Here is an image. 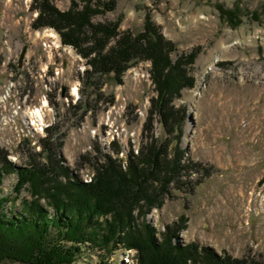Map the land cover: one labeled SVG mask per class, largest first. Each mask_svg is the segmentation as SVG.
<instances>
[{"label": "rangeland", "instance_id": "rangeland-1", "mask_svg": "<svg viewBox=\"0 0 264 264\" xmlns=\"http://www.w3.org/2000/svg\"><path fill=\"white\" fill-rule=\"evenodd\" d=\"M101 1L113 8L94 15V25L116 21L120 32L137 35L152 24L162 37L164 54L176 61L170 73L185 70L182 96L173 103L186 107L180 147L184 160L196 165L194 188L175 190L162 207L150 208L146 220L158 231L154 235L161 240L160 232L184 216L180 242L196 241L219 254L261 263L264 0ZM50 2L65 11L73 0ZM40 11V0H0V151L16 166L26 165L40 158L47 128L57 127L55 136L63 145L54 148L80 178L91 182L92 161L105 152L114 155L113 141L119 142L124 157L130 148L138 152L152 136L165 138L156 114L152 136L146 130L157 97L153 62L143 56L132 59L121 81L114 73L83 80L85 70L92 69L91 55L65 42L56 27L37 26ZM118 38L108 45L117 44ZM81 100L88 104L77 107ZM16 177L7 175L3 184V193L11 198ZM27 196L23 190L21 197ZM20 203L19 197L15 204ZM136 252L119 247L104 254L85 248L72 264H136Z\"/></svg>", "mask_w": 264, "mask_h": 264}, {"label": "trees", "instance_id": "trees-1", "mask_svg": "<svg viewBox=\"0 0 264 264\" xmlns=\"http://www.w3.org/2000/svg\"><path fill=\"white\" fill-rule=\"evenodd\" d=\"M82 2L73 0L68 10L62 11L50 0H40L37 26L56 27L65 42L82 49L84 56L91 55L92 69L85 70L83 80L114 73L121 81L132 59H150L157 97L152 99L146 130L152 132L156 114L165 138H155L152 132V139L143 141L138 152L130 148L124 157L119 142L113 141L114 155L105 152L92 161L95 174L91 182L80 178L54 148V144L63 145L55 136L57 127L47 128L40 158L34 157L26 165L16 166L6 151H0V262L72 264L85 248L110 254L124 247L137 251L136 264H264L219 254L196 241L180 242L178 233L186 226L184 216L167 225L158 241L157 230L146 220L150 208L162 207L175 190L194 188L191 176L196 165L184 160L185 151L180 147L186 107L173 103L182 96L185 70L179 67L176 75L170 73L176 61L164 54L162 37L152 24H146L137 35L120 32L116 21L94 25L92 17L113 4ZM115 38L117 44L109 46ZM86 42L88 45L82 46ZM166 46L171 48L172 43L166 42ZM86 103L81 100L76 106ZM12 173L17 176L13 198L3 193L5 177ZM23 190L28 191L27 197H21ZM19 197L18 207L15 200Z\"/></svg>", "mask_w": 264, "mask_h": 264}, {"label": "water", "instance_id": "water-1", "mask_svg": "<svg viewBox=\"0 0 264 264\" xmlns=\"http://www.w3.org/2000/svg\"><path fill=\"white\" fill-rule=\"evenodd\" d=\"M264 183V177L261 179V181L259 182V184Z\"/></svg>", "mask_w": 264, "mask_h": 264}, {"label": "bare ground", "instance_id": "bare-ground-1", "mask_svg": "<svg viewBox=\"0 0 264 264\" xmlns=\"http://www.w3.org/2000/svg\"><path fill=\"white\" fill-rule=\"evenodd\" d=\"M74 91H76V90H74Z\"/></svg>", "mask_w": 264, "mask_h": 264}]
</instances>
